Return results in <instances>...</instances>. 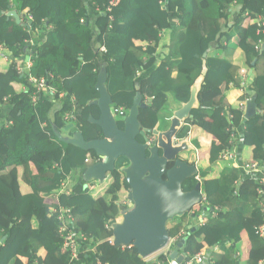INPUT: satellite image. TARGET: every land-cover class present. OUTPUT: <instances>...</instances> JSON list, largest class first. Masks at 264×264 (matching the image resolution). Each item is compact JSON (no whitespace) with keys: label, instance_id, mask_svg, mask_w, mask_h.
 <instances>
[{"label":"trees","instance_id":"1","mask_svg":"<svg viewBox=\"0 0 264 264\" xmlns=\"http://www.w3.org/2000/svg\"><path fill=\"white\" fill-rule=\"evenodd\" d=\"M111 1L0 0V264H150L154 254L144 258L133 245L110 243L113 225L127 207L119 199L130 189L123 173L126 157L108 173L102 192H92L88 181L63 189L69 178L82 175L88 159L95 163L100 157L60 141L53 126L64 130L65 115L72 113L86 140L103 137L101 127L89 121L90 115L100 116L90 103L100 96L96 84L102 64L113 108L127 110L137 78L151 70L140 83L146 106L139 120L142 129H153L159 121L165 124L161 114L170 101L181 106L190 99L207 53L199 107L178 137L194 131L210 136L209 143L195 142L203 147L200 158L211 165L235 144L241 162L242 154L248 162L264 159V51L256 48L264 35L248 16L264 14V0H119L115 6ZM11 10L22 16L21 23L8 15ZM28 55L32 76L46 77L56 93L40 92L33 101L35 86L17 69ZM241 68L254 71L245 96L257 94L258 111L249 120L226 94L233 81L238 85ZM231 132L243 133L242 139H232ZM197 183L207 196L205 206L214 211L198 227L190 212L170 220L171 238L186 230L172 248L186 239L181 254L216 246L215 264H259L264 259V238L257 233L264 221L261 183L229 162L214 172L198 170L183 190ZM59 207L72 210L76 231L87 238L79 242L76 259L63 247ZM245 238L251 246L243 258L238 244Z\"/></svg>","mask_w":264,"mask_h":264},{"label":"water","instance_id":"2","mask_svg":"<svg viewBox=\"0 0 264 264\" xmlns=\"http://www.w3.org/2000/svg\"><path fill=\"white\" fill-rule=\"evenodd\" d=\"M8 15L21 23V16L16 10L9 11ZM206 56L207 53L204 54L201 73L191 86L190 99L173 111L170 126L166 130L160 129L161 121L153 129H142L139 120L140 108L146 106L140 92V83L151 70L137 78L133 105L127 116L120 117L113 111L114 100L106 86L108 71L105 64L101 65L96 84L100 96L90 103L98 106L100 116L89 117L91 123L101 127L103 137L88 141L80 129L74 130L68 137L53 127L60 141L86 151L93 150L100 157L99 161L83 171L82 176L86 182L94 180L103 183L108 173L115 170L119 158L126 157L129 160V165L123 168L124 177L130 186L127 194L129 204L121 211L122 220L113 225L114 244L118 248L133 245L144 258L168 246L171 237L167 223L191 212L203 198L201 183H197L191 191L183 190V183L198 173L196 163L178 156L182 152L195 150L190 136L183 138L180 143H176L175 139L188 119L193 117L192 110L199 107L198 94L208 72ZM257 111V94L253 92L247 101L245 119L254 117ZM120 119L123 121V129L119 126ZM73 126L71 123L65 130ZM139 135L144 137L143 142L138 139ZM148 135L155 137V144L149 142ZM170 160H175V164L168 168ZM185 242L186 239H182L171 251L172 258L183 261L184 255L180 250Z\"/></svg>","mask_w":264,"mask_h":264},{"label":"built area","instance_id":"3","mask_svg":"<svg viewBox=\"0 0 264 264\" xmlns=\"http://www.w3.org/2000/svg\"><path fill=\"white\" fill-rule=\"evenodd\" d=\"M118 2L119 0H112L111 6H115ZM248 16L252 20H255L258 22V25L261 28V32L264 35V19L260 15L250 14ZM263 46H264V37L259 40V44L256 48L260 49ZM0 50H4L2 46ZM17 69L19 73H22L23 75L25 74V69L21 65ZM240 72H241L240 77L242 79L241 84H240V91H241L240 96L243 97V99L240 98V100H238V104H239L240 109L245 111L246 104L249 98L245 96L246 94H244V91L247 85L249 84L248 80L250 79V76H249L248 70L245 68L241 69ZM28 81L30 83H33L35 86V91L33 93V101H36L37 94H39L40 92H46V91L50 93L55 92V90L47 83L46 77L35 78L34 76L30 75L28 76ZM63 95L64 94H60L61 97H63ZM113 111L116 114V116L118 115L120 117H125L128 114V110L124 107L113 108ZM230 117H232V115H230ZM67 118L75 119V117L72 114H68ZM243 118L245 119V113L243 114ZM231 135H232V139H234L235 137L242 139L243 137V133L237 134L235 132H231ZM177 142H180V140ZM220 158L222 160L230 161L236 167H240L243 170L244 175L246 177H251L255 180H258L261 183V186L257 187V192L260 196V206L262 208L263 218H264V159H262L261 162H241L239 152L236 148V145L233 148H228L224 150L223 153L220 155ZM87 161L90 162L91 164L93 162V159H88ZM195 163L197 164L196 161ZM197 179H200L199 175L197 176ZM98 185H99L98 183L93 184L91 185V188L93 189L95 187H98ZM202 194H203V198H202L201 203L195 206L190 212L191 215L195 216V219L197 220V223H196L197 225L196 226L194 225L195 227H198L199 225L203 224L207 220L209 213L214 211V208L213 210H210L209 207L205 206V203L207 202V196L205 195L203 191H202ZM123 203L126 206L129 204L127 195H125V199ZM56 211L59 213V216H58V219L60 221L59 231L63 237V247L70 252L73 259H76L80 251L79 241L87 240V238L85 236L79 235V233L76 231L73 225L74 215L70 208L59 207L58 209H56ZM121 219H122V216L119 217L118 221H121ZM257 233L260 235V237L264 238V221L261 224V226L258 228ZM184 234H186V230L181 231L179 235H177L176 237L170 238V241L167 247H170L171 249L174 242ZM110 243L114 244L113 236L110 238ZM216 250H217V247L215 246L213 248L204 247L201 251H198L194 254L182 253L184 255V259L181 262L177 258H172L170 255H168L165 259H160L159 258L160 255L164 254L163 252H161L162 251L161 250L155 253L153 256L149 257L148 261L150 262V264H215V261L213 259V253ZM35 264H39V263L36 262ZM100 264H106V263L102 262ZM259 264H264V259L260 260Z\"/></svg>","mask_w":264,"mask_h":264},{"label":"crops","instance_id":"4","mask_svg":"<svg viewBox=\"0 0 264 264\" xmlns=\"http://www.w3.org/2000/svg\"><path fill=\"white\" fill-rule=\"evenodd\" d=\"M240 8H241V6H239V8H238V10H240ZM263 15V19H264V14H262ZM22 17V16H21ZM237 17V13H234L233 15H232V19H235ZM214 21H218V20H214ZM215 22V23H216ZM29 57V58H28ZM28 58V59H27ZM33 65V61H32V59H31V57H30V55H28L27 57H26V60H25V64H22L21 66L25 69V73L27 72V76H30V75H32L31 73H30V68H31V66ZM241 69H243V68H241ZM240 69V70H241ZM239 70V71H240ZM253 77H254V71H253V73L251 74V76H250V80H251V82H252V79H253ZM249 84H250V82H249ZM52 87V86H51ZM53 88V87H52ZM54 90H55V88H53ZM236 88L235 87H231L229 90H228V92H230V93H233V91L235 90ZM249 89V88H248ZM247 89V90H248ZM57 92V90H55V92L54 93H56ZM240 90H236L234 93H235V95H238V99H240L241 98V96H240ZM253 93V92H252ZM60 94H64V92H61ZM64 96V95H63ZM248 97V96H247ZM251 97V96H250ZM250 97H248V98H250ZM232 104L233 105H236L237 104V102L236 101H232ZM247 105V104H246ZM179 107H181V106H175V107H173L172 108V114L170 115V116H166V117H164L163 118V123H165V124H162V122H161V127H168L169 126V124H170V119H171V117L173 116V111L175 110V109H178ZM245 112H246V108H245ZM68 114H72V113H66V115H65V119H66V126L67 125H69V124H73L74 126H73V128L72 129H70V130H65V128H64V130H59V131H61L62 132V134L64 135V136H71L72 134H73V131L74 130H76V129H78L79 130V128H78V118H77V116L76 115H74V114H72L74 117H75V119H73V118H67V115ZM166 123H167V125H166ZM186 124V123H185ZM65 126V127H66ZM54 127V126H53ZM55 131V130H54ZM198 133H200V132H196V131H194V132H192L191 133V135H190V142L194 145V147H195V149H196V143L194 142L195 140H197L198 139V141L200 142V143H202V144H204V143H209V138H210V136H206V135H203L202 133H201V138H198L197 137V134ZM56 134V133H55ZM57 136V135H56ZM59 139V138H58ZM204 141H206V142H204ZM236 145V144H235ZM236 148H237V150H238V148H240L239 147V145H236ZM239 151V150H238ZM241 153V152H240ZM199 155H201V156H204L201 152L199 153ZM193 159H194V157H193ZM242 160H243V162H248V160L249 159H246V157H244L243 156V154H242ZM232 164V163H231ZM233 165V164H232ZM234 166V165H233ZM236 167V166H235ZM79 181H84L83 180V176L81 175V174H79V173H77L73 178H69V180L68 181H66L65 183H64V185H63V189L64 190H68V189H70V187L73 185V184H76L77 182H79ZM95 182V184L96 183H98L100 186L99 187H101V183L99 182V181H94ZM127 194H128V192H127ZM197 223V220L195 219V218H193L192 219V224L193 225H197L196 224ZM80 242V241H79ZM239 245V244H238ZM240 246V245H239ZM250 242H249V240H247L246 238L244 239V241H243V243H242V245L239 247V250H238V254L240 255V257H243V258H246L247 256H248V253H249V250H250ZM79 247H80V243H79ZM174 249V247L173 248H171L170 249V247H167V248H165L164 250H162L161 252H163L164 254L165 253H168L169 251L171 252L172 250ZM218 251V247H217V250L214 252V255L213 256H215V254H216V252ZM92 260L94 261V250L92 249Z\"/></svg>","mask_w":264,"mask_h":264},{"label":"rangeland","instance_id":"5","mask_svg":"<svg viewBox=\"0 0 264 264\" xmlns=\"http://www.w3.org/2000/svg\"><path fill=\"white\" fill-rule=\"evenodd\" d=\"M258 15V14H257ZM262 18H263V15L262 14H259ZM217 23V25H219V26H223L224 25V23H222V22H220V21H217L216 22ZM262 51H264V46H263V49H262ZM241 59H242V57H240L239 58V60H238V62L239 63H241V64H243L242 62H241ZM248 70V69H247ZM248 73H249V76H251V74L253 73V71H249L248 70ZM240 75H241V72L239 71L238 72V81H239V83H238V85L233 81L232 83H231V86H233V87H235L236 89L233 91V93H230V92H227L226 94H227V96H228V98H230V100L231 101H236V102H238V95H235V91L236 90H240V84H241V81H242V79H241V77H240ZM248 82H250L251 83V80L249 79L248 80ZM249 88V84L247 85V87H246V89H245V91H244V94H246L247 92H248V89ZM248 89V90H247ZM241 93V92H240ZM175 105H174V102L173 101H170L169 103H168V105L166 106V108H165V111L161 114V118L162 117H166V116H170L171 115V113H172V108L174 107ZM197 137L198 138H201L202 136H201V133H198L197 134ZM183 138H179V137H177L175 140L176 141H179V140H182ZM195 142V141H194ZM204 142H206V141H204ZM196 143V142H195ZM206 146H208V145H206ZM201 149H203V147L200 145V144H198V145H196V149L193 151V155H194V161L193 162H197V167H198V170H202V171H205V170H207L208 169V171L209 172H214V171H217V170H219L222 166H224L226 163H231L230 161H226V160H220L219 161V163L217 164V165H211L210 163H209V161H207V160H205L204 158L203 159H201L200 157H201V155H199V153L201 152ZM246 159H249V160H251L250 159V157H248V158H246ZM92 181H94V180H92ZM92 181H90L91 182V185H93V184H95V182H92ZM89 182V183H90ZM101 183V182H100ZM108 184V179L107 180H105L103 183H101V187H99L100 185H98V187H95V188H93L92 189V192H94V193H96V194H98V193H100V192H102L103 191V189L106 187V185ZM119 199H121L120 201H121V203H123V201H124V199H125V192L123 191L121 194H120V198ZM122 220V219H121ZM242 243H243V241L242 242H240L239 243V245L241 246L242 245Z\"/></svg>","mask_w":264,"mask_h":264},{"label":"flooded vegetation","instance_id":"6","mask_svg":"<svg viewBox=\"0 0 264 264\" xmlns=\"http://www.w3.org/2000/svg\"><path fill=\"white\" fill-rule=\"evenodd\" d=\"M169 126H170V124H169ZM169 126H168V127H169ZM168 127H160V129H161V130H166ZM121 129H123V127H122ZM148 138H149V142H150L151 144H155V143H156V141H155V137H153L152 135H148ZM138 139H139L141 142H143V141L145 140L144 137H142L141 135L138 136ZM161 153H162V152H161ZM192 153H193V151H190V152H182V153H180L178 156H179L181 159H183V160H187V161H189V162H193V161H194V160H193L194 155H193ZM174 164H175V160H170L169 163H168V168H171Z\"/></svg>","mask_w":264,"mask_h":264},{"label":"clouds","instance_id":"7","mask_svg":"<svg viewBox=\"0 0 264 264\" xmlns=\"http://www.w3.org/2000/svg\"><path fill=\"white\" fill-rule=\"evenodd\" d=\"M245 69H247V68H245ZM128 111H129V110H128ZM126 116H127V115H126ZM187 124H188V123L186 122V125H187ZM181 141H182V140H180V142H181ZM180 142H177V141H176V143H180ZM91 164H92V163H91Z\"/></svg>","mask_w":264,"mask_h":264}]
</instances>
